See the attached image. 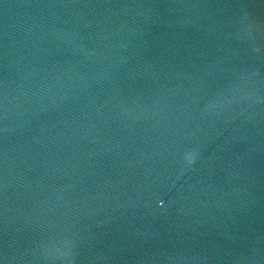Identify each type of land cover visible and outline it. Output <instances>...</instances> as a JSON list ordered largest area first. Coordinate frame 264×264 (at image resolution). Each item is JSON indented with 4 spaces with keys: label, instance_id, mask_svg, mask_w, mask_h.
<instances>
[{
    "label": "water",
    "instance_id": "95a60500",
    "mask_svg": "<svg viewBox=\"0 0 264 264\" xmlns=\"http://www.w3.org/2000/svg\"><path fill=\"white\" fill-rule=\"evenodd\" d=\"M0 264H264V0H0Z\"/></svg>",
    "mask_w": 264,
    "mask_h": 264
}]
</instances>
